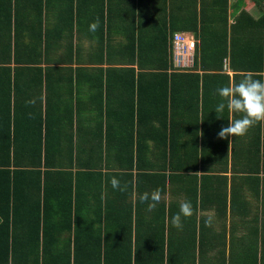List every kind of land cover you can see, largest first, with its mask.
I'll list each match as a JSON object with an SVG mask.
<instances>
[{
    "label": "crops",
    "instance_id": "1",
    "mask_svg": "<svg viewBox=\"0 0 264 264\" xmlns=\"http://www.w3.org/2000/svg\"><path fill=\"white\" fill-rule=\"evenodd\" d=\"M97 18L99 28L92 32L89 26ZM172 32L193 35L196 56L189 68L175 67L172 61L166 65L163 71L174 72L172 79L163 75L155 79L146 73L153 68L145 64L118 63L126 45L118 41V35L164 34L168 49ZM8 35L12 39L13 35H64L59 39L61 45L53 42V49L45 46L44 50L52 59L69 57L62 64L49 63L59 66L62 73V80H52L47 92L50 116L62 119L64 134L85 136L91 125L83 122L88 117L82 112L95 110L94 144L100 136L99 143L105 147L100 175L93 178L54 174L14 178V190L9 186L13 207L7 219L14 234L16 262L22 260L19 249L53 247L58 241L63 246L68 243L71 259L72 249L89 239L104 264H117L118 249L125 247L131 264L137 260L264 264V121L244 136L231 137L229 143L217 134L227 126L230 114L227 109L215 112L221 102L218 88L230 81L239 83L248 74L264 82V60L248 71L244 54L252 45L242 47V43L253 42L255 53L256 45L264 52V0H0L2 55L7 54ZM88 35H100L104 41L91 42ZM209 35H226L225 54L220 65L202 68L199 53ZM231 35L233 52L238 54L233 61ZM94 50L100 60L90 59L97 55ZM138 71L136 83L133 77ZM183 72H190L192 78L186 80ZM50 77L56 78L57 72ZM0 92L4 97L6 86ZM64 96L70 98L68 108L64 102L69 98ZM123 97L125 101L132 97V106L139 102L144 137L136 148L131 176L122 175L121 167L126 165L117 155L132 151L135 145L130 135L136 125L125 124L124 113L118 111ZM241 117L232 114L233 119ZM135 162L146 165V173H135ZM113 177L121 187L126 184L127 190L114 189ZM5 184L0 185L2 192L8 187ZM156 189L162 191L163 199L148 211V203L139 197ZM184 201L191 202L193 214L181 216L180 230L172 226L171 218ZM209 215L214 217L211 227L205 225ZM77 256L81 262L80 253Z\"/></svg>",
    "mask_w": 264,
    "mask_h": 264
},
{
    "label": "trees",
    "instance_id": "2",
    "mask_svg": "<svg viewBox=\"0 0 264 264\" xmlns=\"http://www.w3.org/2000/svg\"><path fill=\"white\" fill-rule=\"evenodd\" d=\"M54 36H56L54 44L61 45L62 43L59 39L62 36ZM164 36V34L163 36L159 34H130L127 37L124 50L121 51L118 63H136L138 67L145 64L146 67L153 68L146 69L148 70L146 73L154 75L155 79H158L161 75L164 78L172 79L175 75L174 72L171 71L167 74L163 71L167 67L166 65L171 63L170 42L168 41L169 46L167 49ZM225 36L209 35V39H204L199 53V62L202 68H207L212 64L220 65L222 63L225 54V49L223 48ZM13 37L12 39L8 35L7 54H0V89L2 86H6V94L4 97L3 93L0 92V185L6 183L5 185L7 186L8 184L7 189L5 188L3 192L0 190V264H104L103 259L102 263H100L99 251L96 254L95 242L89 239L80 248L72 249L71 259L67 248L68 243L63 246V243L58 241L55 243V246L48 248H43V246H39V248L34 246L31 249L23 247V249L18 250V255L22 260L19 262L15 261L14 234L9 231L7 219L8 209L13 207V195L10 193L9 186L10 184L12 185L11 191H13L14 178L17 176L40 177L46 176L47 174L76 176L77 174L76 170H73V167H71V152L64 149L66 142V134H64V131L66 130L62 126V119L51 118L47 94L50 91L52 80H62V73L58 71L60 67H53L49 63L53 60L55 64H62L65 60H69V57L57 55L52 59L51 57L45 56L44 50L45 46H47L46 35L44 37L42 35H13ZM234 41L231 35V40L229 41L231 60L236 59V55H238L233 52ZM245 43H242V47L246 48L248 44L252 45L249 49H246L244 54L245 68L248 71H253L257 68L253 65L257 64L261 58L264 60V52L260 51L261 46L256 45L258 51L255 53L253 42ZM194 57H196L195 54ZM256 59L257 61L255 62ZM10 63H12L11 67L9 65ZM41 63L48 64L42 67L40 66ZM53 71L57 72L56 78L50 77ZM140 72H136L133 77L136 83H138V74ZM182 76L186 80L192 78L190 72H183ZM124 79V77L120 78V82L122 83ZM42 88L44 90L43 94ZM135 94L137 95V91ZM33 98L36 99L35 105L28 104L27 101ZM123 102H125V97L120 98L118 111L124 113L129 121L132 120V125H136V128L133 129L135 133L133 137L134 141L130 140V143H135V145L133 144L135 151L134 153L131 151L127 154V164L125 167H121L123 168L122 174L131 176L132 160L134 161L138 157L136 148L140 145L139 141L144 138L142 137L139 115L141 108L139 102H137V105L132 106V101L129 107L127 106L128 104L122 105ZM128 113L131 115H128ZM66 151L67 154H65ZM65 164H67V167H64ZM134 168L138 171L135 173H146V165L142 166L139 162L136 163ZM183 168L185 170H191V167ZM42 232L44 233V231H41V234H43ZM59 236L60 233L58 238H60ZM118 251L120 254L117 264H131L129 263L130 256L126 253L129 249L126 247L123 249L119 248ZM79 253L81 262L77 256ZM47 255L50 259H48ZM45 257L48 259L47 263L43 262V258ZM30 258H32V262L29 260ZM132 264L163 263L161 261L160 263H149L137 260ZM182 264L194 263L183 262Z\"/></svg>",
    "mask_w": 264,
    "mask_h": 264
},
{
    "label": "clouds",
    "instance_id": "3",
    "mask_svg": "<svg viewBox=\"0 0 264 264\" xmlns=\"http://www.w3.org/2000/svg\"><path fill=\"white\" fill-rule=\"evenodd\" d=\"M100 25L97 18L89 26V30L95 32ZM216 94L221 98V102L216 106V113H223L227 109L230 117L228 124L222 127L218 132V138L228 140L234 136H244L249 128L257 122L264 121V82L253 79L251 74L246 75L239 83L230 81L228 86L220 87L216 90ZM28 104L35 105L36 99L33 98L27 101ZM242 114L240 119H233L232 114ZM222 116H217L221 118ZM203 122V121H202ZM201 122V123H202ZM111 185L114 189L126 191L127 185L123 187L120 181L115 177L111 180ZM141 202L148 203V211H152L163 199L162 191L156 189L151 193L145 192L139 197ZM151 201V202H149ZM193 214L191 202L184 201L180 204L179 213L171 218L173 227L182 230L181 216L190 217ZM214 217L209 215L205 220V225L211 227Z\"/></svg>",
    "mask_w": 264,
    "mask_h": 264
},
{
    "label": "rangeland",
    "instance_id": "4",
    "mask_svg": "<svg viewBox=\"0 0 264 264\" xmlns=\"http://www.w3.org/2000/svg\"><path fill=\"white\" fill-rule=\"evenodd\" d=\"M61 3V1L59 2V4ZM61 5V4H60ZM44 37V35H42ZM59 36H64V35H59ZM77 37H79L80 35H76ZM90 36L88 39L91 42H102L104 41L100 35H88ZM129 35H118V41L120 42H124L127 41V37ZM47 37V47L48 48H54L52 46V43L54 42V35H46ZM65 37H71V35H65ZM120 42V43H121ZM94 54H97L94 57H91L90 59H92L94 61L95 58H98L100 60V55L98 57V52L97 51H93ZM109 60V59H108ZM119 62V61H118ZM130 74V73H128ZM141 74V72H140ZM121 91V90H120ZM78 95V94H76ZM65 98V100H67V98H69L68 96H64L63 99ZM70 98L65 101V105L68 108V102H69ZM132 102V98L129 97V101H125L122 103V105H127L130 104ZM59 107H63L62 102L59 103ZM92 106L89 108L91 109ZM83 115L88 117V120H85L83 122L88 123L91 125V128H89L88 133L85 136H82L79 132L76 135H65L66 138V142H65V148L67 151L71 152V161H72V167L73 170H76V176H88V177H94V176H98L100 175L101 172V159L102 156L105 155V147H102L99 143V139L100 136L96 137L97 141L94 144L95 141V128H93L95 125L98 124L97 122V115H96V111L91 109V112H82ZM135 120V118H134ZM122 121L126 124L128 123L129 119L127 116L124 117V119H122ZM132 122V120H130ZM134 123V122H133ZM71 133V132H70ZM134 137V133H132L131 138ZM82 140H84L85 142H87V144H83ZM67 151L65 152V154H67ZM135 148L133 146L132 152L134 153ZM131 152V151H130ZM130 152H126V151H120L117 153L118 157L122 158L121 162L122 165H126L127 161L125 155L130 153ZM109 154V153H108ZM126 160V161H125ZM124 161V162H123ZM72 171V170H71ZM124 175V174H122ZM250 236V235H249ZM248 245H249V249L251 251L254 250V243H252L251 240V236L248 237Z\"/></svg>",
    "mask_w": 264,
    "mask_h": 264
},
{
    "label": "built area",
    "instance_id": "5",
    "mask_svg": "<svg viewBox=\"0 0 264 264\" xmlns=\"http://www.w3.org/2000/svg\"><path fill=\"white\" fill-rule=\"evenodd\" d=\"M193 35L173 32L169 39L172 64L178 68H189L193 64L195 40Z\"/></svg>",
    "mask_w": 264,
    "mask_h": 264
}]
</instances>
